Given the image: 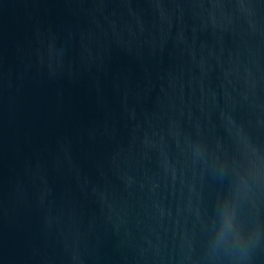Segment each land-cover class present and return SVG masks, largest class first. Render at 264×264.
Segmentation results:
<instances>
[{
  "label": "water",
  "instance_id": "1",
  "mask_svg": "<svg viewBox=\"0 0 264 264\" xmlns=\"http://www.w3.org/2000/svg\"><path fill=\"white\" fill-rule=\"evenodd\" d=\"M0 264H264V0H0Z\"/></svg>",
  "mask_w": 264,
  "mask_h": 264
}]
</instances>
